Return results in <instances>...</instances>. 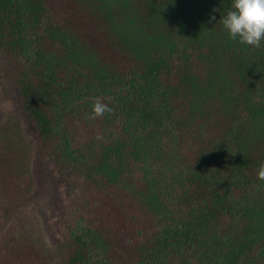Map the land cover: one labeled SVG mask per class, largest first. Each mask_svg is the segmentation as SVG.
I'll use <instances>...</instances> for the list:
<instances>
[{"label": "trees", "instance_id": "obj_1", "mask_svg": "<svg viewBox=\"0 0 264 264\" xmlns=\"http://www.w3.org/2000/svg\"><path fill=\"white\" fill-rule=\"evenodd\" d=\"M231 2L0 0V109L2 72L19 96L0 122V264H264L247 263L264 247V43L229 38ZM97 98L112 110L86 119ZM33 133L75 170L68 211L53 200L65 243L27 206Z\"/></svg>", "mask_w": 264, "mask_h": 264}, {"label": "rangeland", "instance_id": "obj_2", "mask_svg": "<svg viewBox=\"0 0 264 264\" xmlns=\"http://www.w3.org/2000/svg\"><path fill=\"white\" fill-rule=\"evenodd\" d=\"M9 73L10 72H2L3 75L1 83H2V96L3 99L7 101L8 106L5 109H0V122L5 123V118L8 113L11 111V114L14 115V111H18V93L14 88L10 87L9 81ZM2 107V105H0ZM19 119L22 120L23 125L27 131H29V120L26 115L19 111L16 113ZM2 123H0L1 125ZM30 144L34 147L32 160L34 163V176L37 178V194L35 199L37 200V205L34 202H30L27 206H38L43 216V222L46 225L48 235H55L57 237L60 236L59 239L64 243L67 241V228L65 229V223L59 224L57 219V213H52L53 211V200L58 196L62 199L61 204L64 205V210L68 211L69 200L72 194V184L75 178V170L72 164L66 163L64 158L61 155V151L59 148H52L50 152H41L38 149L37 139L33 134L30 136ZM51 201L53 202L51 204ZM25 206L13 207L9 210V217L13 219L12 222L7 224H12L15 222L13 218V213H16L20 210H24ZM49 209V213L45 212ZM8 215V214H7ZM19 214L17 215V217ZM15 217V216H14ZM47 217L51 220L52 223L47 221ZM57 219V221H56ZM62 232V234H60ZM63 243V244H64ZM66 254H68L66 252ZM264 254V247L258 251L253 257L247 259V263H252L262 257Z\"/></svg>", "mask_w": 264, "mask_h": 264}, {"label": "clouds", "instance_id": "obj_3", "mask_svg": "<svg viewBox=\"0 0 264 264\" xmlns=\"http://www.w3.org/2000/svg\"><path fill=\"white\" fill-rule=\"evenodd\" d=\"M210 19L215 20V16ZM220 21L229 38L240 45L258 48L264 43V0H232ZM111 110L97 98L86 119L94 120ZM257 176L264 180V163L258 167Z\"/></svg>", "mask_w": 264, "mask_h": 264}]
</instances>
